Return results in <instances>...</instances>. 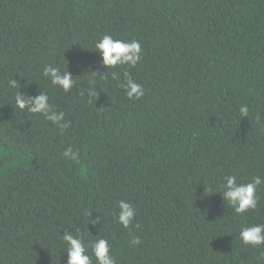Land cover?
Masks as SVG:
<instances>
[{
  "label": "trees",
  "instance_id": "obj_1",
  "mask_svg": "<svg viewBox=\"0 0 264 264\" xmlns=\"http://www.w3.org/2000/svg\"><path fill=\"white\" fill-rule=\"evenodd\" d=\"M104 35L139 41L142 60L105 69ZM49 65L72 74L69 91ZM19 92L46 93L68 127L16 108ZM228 175L264 181V0H0V264H66L64 231L90 256L108 240L116 264H264V246L239 239L264 224V183L237 214L216 193Z\"/></svg>",
  "mask_w": 264,
  "mask_h": 264
},
{
  "label": "clouds",
  "instance_id": "obj_2",
  "mask_svg": "<svg viewBox=\"0 0 264 264\" xmlns=\"http://www.w3.org/2000/svg\"><path fill=\"white\" fill-rule=\"evenodd\" d=\"M95 52L100 57V65L105 69L114 68L116 66H127L128 68H135L142 60L141 44L137 40L126 41L123 39H114L110 35H104L101 39L95 42ZM102 79L107 80V76L101 74L99 69L96 72ZM112 79L118 80L119 74L112 72ZM124 81L119 85L130 100H138L145 95L141 84L137 83L129 71L125 70ZM43 76L50 80L51 84L64 92L69 91L74 81L72 74L69 71L61 72L58 67L46 66L43 70ZM10 87L15 88L17 81L14 79L9 81ZM91 96L98 95L97 92L90 91ZM15 107L20 110H25L33 114H41L46 120L51 121L58 128L63 131L68 127L67 122H64V113L57 112L53 106L49 104V96L40 92L34 97L25 99V95L19 92L15 96ZM241 118L248 117L249 107L242 105L239 108ZM62 155L70 157L73 161H78L79 153L73 152L72 148L66 149ZM264 183L261 177L255 176L248 183H238L234 175L224 177L223 183L220 186L221 190L216 193H221L223 200L234 209L237 214H243L256 209L258 197L256 195L258 187ZM119 212L117 221L124 228H128L135 217L134 207L124 201H119ZM90 217V213L88 214ZM101 217L97 216L95 219H89L88 223L93 226L100 223ZM62 239L67 244V261L66 264H92V256L95 257L96 264H116V258L111 254V246L108 240L99 238L93 241L89 247L91 248L92 256L87 254L84 241L79 236H74L71 232L64 231L61 234ZM239 239L244 245L253 247L264 246V224H255L252 226H245L239 232ZM133 245L140 244L139 237L133 238L131 241Z\"/></svg>",
  "mask_w": 264,
  "mask_h": 264
}]
</instances>
